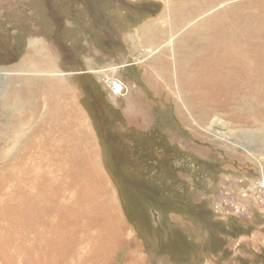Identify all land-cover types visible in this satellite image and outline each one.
Wrapping results in <instances>:
<instances>
[{"label":"rangeland","instance_id":"obj_1","mask_svg":"<svg viewBox=\"0 0 264 264\" xmlns=\"http://www.w3.org/2000/svg\"><path fill=\"white\" fill-rule=\"evenodd\" d=\"M184 1L0 0V264H264V0Z\"/></svg>","mask_w":264,"mask_h":264},{"label":"bare ground","instance_id":"obj_2","mask_svg":"<svg viewBox=\"0 0 264 264\" xmlns=\"http://www.w3.org/2000/svg\"><path fill=\"white\" fill-rule=\"evenodd\" d=\"M193 2H194V0H185L184 1V4H182L180 7H182L183 6V9H184V11H185V9H186V11H185V13L184 14H186V15H184V14H181V15H179V16H176V19L174 20V24H177L178 26H181V24L182 23H184V21L186 22V21H188V20H190L191 18H192V15L193 14H196L197 12L199 13V12H201V11H204L205 9H207V8H209L210 6H212L213 4H214V2L215 1H211V2H204V4L202 5V6H198V8H194V7H192V4H193ZM180 5V4H179ZM188 9H190V12L189 13H187V11H189ZM193 9H195L194 11H193ZM223 25V24H222ZM212 27H213V29L215 30V27L212 25ZM228 30V32L230 33V31H235L238 35H240V33H241V29L239 28V24H237V23H233V24H231L230 26H229V28L227 29ZM220 34H221V32H220ZM232 35V34H231ZM230 35V36H231ZM150 36V35H149ZM150 37H152V36H150ZM225 37H226V35H222L221 34V37H220V39H221V41H223V39H225ZM232 37H229L227 40H229V41H231V43L230 44H232V43H234V42H232V41H239V39L241 38V37H239V38H233V39H231ZM241 40L242 41H244L242 38H241ZM212 42V43H211ZM210 42V45L209 46H211L209 49H211V48H216V46L218 45V44H220L219 43V41H217L216 42V40H212ZM229 44V43H228ZM243 44L241 43V46H242ZM226 47V46H225ZM208 48V47H207ZM202 49V48H201ZM199 50V49H198ZM196 50L195 49H188L187 50V52H186V55L185 56H190V54H193L194 52H195ZM223 61V60H222ZM225 61V60H224ZM241 63H242V61H240ZM249 65H250V63H249ZM239 67H242V66H239ZM248 67V66H247ZM250 67V66H249ZM246 68V67H245ZM253 68H255V67H253ZM243 69V71H244V68H242ZM247 69V68H246ZM245 69V70H246ZM219 70H221V69H219ZM226 71V70H225ZM255 71V70H254ZM221 72H223L222 70H221ZM228 72V71H227ZM235 72V71H234ZM218 73H220L219 71H218ZM242 73V72H241ZM219 76H220V88H224L226 85H228V83H230L231 81L233 82V80H234V78H231L232 76L230 75V74H228V73H226L225 72V74H219ZM235 77V76H234ZM240 79H241V77H237L236 79H235V84L236 83H238L239 81H240ZM251 81V80H250ZM253 81V80H252ZM255 81V80H254ZM246 83H248V82H246ZM252 83V82H251ZM232 84V83H231ZM234 84V85H235ZM255 84V83H254ZM242 85V84H241ZM253 85V84H252ZM231 86L232 85H230V88H231ZM245 86H247L246 84H245ZM228 87H229V85H228ZM228 87H226V88H228ZM235 87V86H234ZM236 87H239V85H236ZM241 88H242V86H240ZM222 88V89H223ZM253 88H255V87H253ZM231 89H233V88H231ZM238 89H240V88H238ZM251 89V88H250ZM224 90V89H223ZM222 90V91H223ZM231 91V90H230ZM235 91V90H234ZM240 91V90H239ZM238 91V92H239ZM256 91H257V89H256ZM229 92V91H228ZM241 92V91H240ZM246 92V91H245ZM226 93V92H225ZM234 93H236V92H234ZM226 95H227V93H226ZM257 95V94H256ZM255 95V96H256ZM229 96V95H228ZM233 96V95H232ZM237 96V95H236ZM240 96V95H239ZM238 96V97H239ZM243 96V95H242ZM246 97V96H245ZM240 99V98H239ZM238 99V100H239ZM240 101V100H239ZM205 104V103H204Z\"/></svg>","mask_w":264,"mask_h":264},{"label":"trees","instance_id":"obj_3","mask_svg":"<svg viewBox=\"0 0 264 264\" xmlns=\"http://www.w3.org/2000/svg\"><path fill=\"white\" fill-rule=\"evenodd\" d=\"M95 91H97L98 89H97V87H94L93 88ZM93 90V91H94ZM85 106V105H84ZM93 116H95V114L93 113ZM92 118V117H91ZM97 118V117H96ZM93 119H94V117H93ZM99 119L100 118H98L97 119V122L99 121ZM93 122H95V119H94V121ZM101 123V122H100ZM94 125H95V128H96V130H97V133L99 134V137H100V141H101V146H102V148H103V144H104V139H102V134H104L103 132L101 133V128H100V125H98L96 122L94 123ZM103 150H104V148H103ZM106 154L107 153H104V151H103V155H104V157H106ZM111 154V153H110ZM113 167H115V166H113ZM107 168V170L109 169L108 167H106ZM109 172V176H110V178H111V180L113 181V184L115 185V187H117L118 186V182H116V179H115V177L112 175V173L110 172V170H108ZM120 186V185H119ZM144 190V189H143ZM141 190V192H140V194L139 195H141V196H144L145 197V200H146V204H147V206L148 207H150V208H154V210H155V203H156V201H161V199L160 198H158L157 196H152L151 195V190ZM118 191H120V188L118 189ZM121 192H119V194H120ZM127 200V199H126ZM177 201V200H176ZM180 203V206H181V208H183V209H181V210H184V209H188V207H190L186 202H184V201H180L179 202ZM176 206V205H175ZM175 206H173V207H175ZM126 211V210H125ZM133 211H135L134 209H132V212ZM157 214L159 215H162L163 217H165V215H166V212H167V210H162L160 207H157ZM171 212V211H170ZM194 211H192V213H193ZM126 213H127V215L130 217V215L128 214V212L126 211ZM173 214H175L176 212H172ZM195 213V212H194ZM198 217V216H197ZM203 223H205V225L209 228V230H210V227L212 226V224L210 223V220H208V219H206V221L205 222H203ZM134 224V223H133ZM213 231H214V234H216L217 235V237H218V239H222L223 240V238L225 237V235L223 234V235H220V233H217V231H216V229H214L213 228ZM213 234V235H214ZM192 256V255H191ZM189 259V258H188ZM187 260V259H186ZM190 261V260H189Z\"/></svg>","mask_w":264,"mask_h":264},{"label":"built area","instance_id":"obj_4","mask_svg":"<svg viewBox=\"0 0 264 264\" xmlns=\"http://www.w3.org/2000/svg\"><path fill=\"white\" fill-rule=\"evenodd\" d=\"M122 67V66H120ZM102 82L105 84V86L108 88V90L110 91L109 93L113 96V97H123L125 96V94L127 93V86L123 83V81L121 79H119L118 77H114V76H110L108 73L104 72L103 78H102ZM253 182V181H252ZM251 193H253L254 195L259 193H264V174H260L257 175V179L254 180V182L252 183V186L249 187V189ZM246 193V191H244ZM249 195H247L246 197H248ZM244 197V198H246ZM237 213L235 214L236 216H238L237 214L239 213V208L237 207ZM241 212V211H240ZM243 214V213H241Z\"/></svg>","mask_w":264,"mask_h":264},{"label":"crops","instance_id":"obj_5","mask_svg":"<svg viewBox=\"0 0 264 264\" xmlns=\"http://www.w3.org/2000/svg\"><path fill=\"white\" fill-rule=\"evenodd\" d=\"M94 127V126H93Z\"/></svg>","mask_w":264,"mask_h":264}]
</instances>
